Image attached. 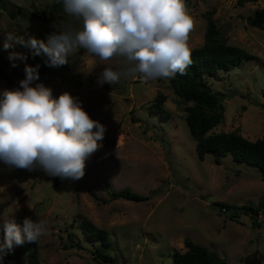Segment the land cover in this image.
I'll return each mask as SVG.
<instances>
[{"label": "rangeland", "instance_id": "374dc122", "mask_svg": "<svg viewBox=\"0 0 264 264\" xmlns=\"http://www.w3.org/2000/svg\"><path fill=\"white\" fill-rule=\"evenodd\" d=\"M50 0H0V66L11 76L25 78V64L36 67L43 55L33 56L24 46L4 50L5 33L34 36L45 43L65 24L54 15L52 30L44 31ZM196 21L189 47L200 45L211 10L225 41L253 54L228 70L206 76L219 94L223 112L211 131L238 132L254 139L264 135V0L237 5L235 0H189ZM13 11L12 16L8 14ZM74 26L79 28L80 22ZM27 56L12 67L9 53ZM60 67L40 70L39 80L58 98L64 91L77 97L90 117L106 126L109 144L86 161L80 180L61 179L43 170L9 168L0 161V216L48 221V234L36 242L44 264H110L93 255L98 246L114 264H173V249H185V237L204 245L224 264H264V208L256 213L244 207L264 202V175L255 166L229 154L213 161L211 152L197 157L195 141L185 121L184 102L167 79L143 83L139 76L118 84L99 80L106 66L122 70L120 60L102 64L84 50ZM5 83L0 78V93ZM164 95L160 115L150 110L154 95ZM129 187L147 195L141 200L110 198L111 189ZM226 208V209H223ZM233 214L234 216H230ZM87 218L108 233L106 247L80 232L78 221ZM4 231L0 221V240ZM29 242L17 246L4 264H25Z\"/></svg>", "mask_w": 264, "mask_h": 264}, {"label": "clouds", "instance_id": "9594fccd", "mask_svg": "<svg viewBox=\"0 0 264 264\" xmlns=\"http://www.w3.org/2000/svg\"><path fill=\"white\" fill-rule=\"evenodd\" d=\"M71 17L47 43L34 36L5 33L3 49L21 45L33 56L44 55L49 67L66 65L68 57L84 50L102 64L120 60L122 70L106 66L100 84H118L139 76L143 83L186 74L192 64L190 34L196 27L186 0H57ZM74 22H80L79 28ZM27 56L9 53L11 66ZM39 65L25 64L19 88L0 93V161L9 168L43 170L47 175L80 180L86 161L103 145L106 126L90 117L82 102L64 91L58 98L39 80ZM0 264L25 242L48 234V221L0 216Z\"/></svg>", "mask_w": 264, "mask_h": 264}, {"label": "trees", "instance_id": "16d2710c", "mask_svg": "<svg viewBox=\"0 0 264 264\" xmlns=\"http://www.w3.org/2000/svg\"><path fill=\"white\" fill-rule=\"evenodd\" d=\"M256 0H235L237 5L245 2ZM13 11L8 14L12 16ZM212 11L206 10L203 13L205 20L202 33V42L200 45L190 47L192 52V64L187 69L186 74H176L174 78L167 79L172 91L184 102H190L184 106L185 121L188 126L190 135L195 141L194 148L199 159L203 158L204 153L211 152L213 161L220 162V157L229 154L234 160L243 161L246 164L255 166L259 173L264 175V135L254 139H248L241 135L237 129L229 131H211L222 118L223 106L219 94L211 90L206 82V76L215 75L217 69L228 70L243 58H252L253 54L245 49L230 44L218 32L216 24L211 16ZM54 15L62 18L64 23L71 20L63 10V4L57 0H50L45 18L48 25L44 31L52 30V21ZM75 23V22H74ZM264 28V25H260ZM47 57L43 55V60L39 64V69L44 70L47 66L45 63ZM0 78L5 83V89L12 90L19 88L20 77L8 75L0 66ZM164 95L157 92L153 101L150 102V110L158 112L160 115L166 113L162 106ZM85 111L88 110L82 104ZM89 114V113H88ZM104 146L109 144V136L105 132L102 140ZM110 198H126L131 200H141L147 198L143 195L132 191L129 187L111 189ZM250 212L256 213L264 208V202L260 206L245 205ZM226 209V208H223ZM230 216H234L230 214ZM80 232L87 237L90 242L98 241L103 247L108 246L109 238L105 229L92 224L87 218L81 217L78 221ZM26 253L25 264H44L38 259L35 242H29ZM185 249L179 251L173 249V264H224V261L216 254L209 251L204 245L196 243L185 237L183 239ZM93 255L104 262L114 264L113 257L98 246L93 248ZM16 264V262H13Z\"/></svg>", "mask_w": 264, "mask_h": 264}, {"label": "built area", "instance_id": "2783aa9c", "mask_svg": "<svg viewBox=\"0 0 264 264\" xmlns=\"http://www.w3.org/2000/svg\"><path fill=\"white\" fill-rule=\"evenodd\" d=\"M189 0H186V3L188 2Z\"/></svg>", "mask_w": 264, "mask_h": 264}, {"label": "crops", "instance_id": "0c3cea01", "mask_svg": "<svg viewBox=\"0 0 264 264\" xmlns=\"http://www.w3.org/2000/svg\"><path fill=\"white\" fill-rule=\"evenodd\" d=\"M46 21V20H45ZM48 25V24H47Z\"/></svg>", "mask_w": 264, "mask_h": 264}]
</instances>
